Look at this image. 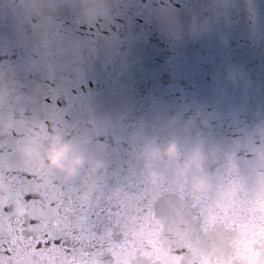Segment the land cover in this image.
<instances>
[{
  "label": "water",
  "instance_id": "obj_1",
  "mask_svg": "<svg viewBox=\"0 0 264 264\" xmlns=\"http://www.w3.org/2000/svg\"><path fill=\"white\" fill-rule=\"evenodd\" d=\"M0 264H264V0H0Z\"/></svg>",
  "mask_w": 264,
  "mask_h": 264
},
{
  "label": "clouds",
  "instance_id": "obj_2",
  "mask_svg": "<svg viewBox=\"0 0 264 264\" xmlns=\"http://www.w3.org/2000/svg\"><path fill=\"white\" fill-rule=\"evenodd\" d=\"M68 149L66 145L63 144H59V145H52L49 148V151L47 153V162L49 164L50 167L52 168H56V169H61L63 167L62 165V161L64 160L66 153H67ZM169 152L172 151V147L169 146L168 149ZM72 165L78 164L79 163V158L78 157H74L71 161ZM72 167H69L67 169L68 173L72 172Z\"/></svg>",
  "mask_w": 264,
  "mask_h": 264
}]
</instances>
